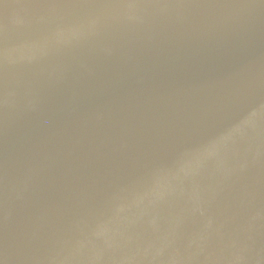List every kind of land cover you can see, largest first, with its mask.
Returning a JSON list of instances; mask_svg holds the SVG:
<instances>
[{"label": "water", "instance_id": "95a60500", "mask_svg": "<svg viewBox=\"0 0 264 264\" xmlns=\"http://www.w3.org/2000/svg\"><path fill=\"white\" fill-rule=\"evenodd\" d=\"M0 264H264V0H0Z\"/></svg>", "mask_w": 264, "mask_h": 264}]
</instances>
